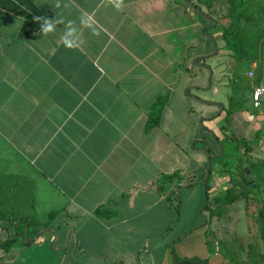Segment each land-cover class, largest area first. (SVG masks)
I'll return each mask as SVG.
<instances>
[{
  "label": "crops",
  "instance_id": "crops-1",
  "mask_svg": "<svg viewBox=\"0 0 264 264\" xmlns=\"http://www.w3.org/2000/svg\"><path fill=\"white\" fill-rule=\"evenodd\" d=\"M37 17L63 23L44 35ZM68 21L75 48L61 43ZM229 23L226 0H0V212L37 211L39 226L54 213L30 243L0 249V264H235L206 233L212 225L216 235L214 221H247L246 204L262 221L264 196L229 202L230 175L212 162L221 141L237 139L264 190V94L258 107L251 100L264 61L234 58L222 38ZM241 62L257 76L244 99L207 93L209 73L233 89ZM172 172L180 177L162 190L152 185ZM177 194L194 205L185 221L198 222L172 236L162 260L153 234L171 229ZM15 233L0 219V241ZM172 250L192 260L178 263Z\"/></svg>",
  "mask_w": 264,
  "mask_h": 264
},
{
  "label": "rangeland",
  "instance_id": "rangeland-1",
  "mask_svg": "<svg viewBox=\"0 0 264 264\" xmlns=\"http://www.w3.org/2000/svg\"><path fill=\"white\" fill-rule=\"evenodd\" d=\"M253 9V8H252ZM248 63L247 62H241L239 67L237 68L235 79H234V88L231 89L230 87H227L228 85H225L221 82H217L215 78L211 80V74L208 75V82H207V89L210 95H217L218 98H221L222 100L227 99L228 95L232 94V91L234 90L235 97H244L247 95L250 85L254 84V82L257 80L256 73L254 74V78L248 77L243 72L247 69ZM256 78V79H255ZM222 82L228 81V77H224L221 79ZM264 82V81H263ZM261 137L264 139V131L261 133ZM237 139L232 140H223L221 141V147L222 153L224 150V155L222 156V159L217 162H212V169L214 170L217 168L218 165H221V162L225 159L228 160L226 168H228L233 163V158L235 156H241L242 153L240 151V147L238 144ZM199 144V143H197ZM221 152V151H220ZM208 164V163H207ZM202 182V180L200 181ZM255 183V182H254ZM250 187V186H249ZM255 200H261L260 197L264 196V190L263 187L260 185L256 187H250ZM209 190V203L213 204L214 201V193L213 189ZM177 204L173 206V210L175 211L174 220L172 221L170 228L172 229V232H170L171 229H169L166 233L160 234L161 238L159 241H156V234H153V240H152V251L151 255H153L154 252H160V255L162 254V260L165 257V252L169 251V249L172 248L171 242H172V236L182 235L185 232L189 231L191 226H196L198 221H192L193 216L191 215V221H185L187 215L191 213L192 208L194 205L186 206L185 198L182 196L177 197ZM181 199V203L179 205V202ZM179 200V201H178ZM246 200V199H245ZM195 202V201H194ZM240 204L243 205L244 201H240ZM249 204H246V211L248 212L247 217H243L247 221H214V229L216 231V235L214 234L212 225H210L206 235L208 237V247L210 250H219L220 253L230 259H232V262L235 264H257L260 261H264V241L262 240L259 232L260 227V221H254L253 217L251 216L253 207H249ZM241 208V207H239ZM220 211V210H219ZM250 214V215H249ZM41 213L39 214L37 211L32 212V217H29L30 223L32 222H43L42 217H40ZM178 220V221H177ZM202 223H205V221H202ZM209 223V222H208ZM218 225V227H217ZM34 225H30L29 229L32 230ZM209 226V224H208ZM39 232V231H38ZM38 232L34 235V238L38 234ZM170 232V233H169ZM220 235V239L217 240L216 236ZM30 236V235H29ZM27 239L24 238L23 242H25ZM166 243V245H164ZM154 246H158L157 248ZM149 249V243L146 244L145 252ZM154 259L155 256H154Z\"/></svg>",
  "mask_w": 264,
  "mask_h": 264
},
{
  "label": "trees",
  "instance_id": "trees-1",
  "mask_svg": "<svg viewBox=\"0 0 264 264\" xmlns=\"http://www.w3.org/2000/svg\"><path fill=\"white\" fill-rule=\"evenodd\" d=\"M228 4V16L230 18V23L228 26L223 28L222 38L226 44V47L230 49L233 56L237 60L256 59L261 63L264 61V49L262 48L264 44V0H226ZM253 8V9H252ZM264 63L262 64V67ZM164 98L158 97L154 106L148 116L146 122V130H149L155 126L158 122L160 112L163 108ZM227 141L232 140L231 136L226 137ZM239 142V141H238ZM243 146L248 149L251 147L245 142L241 141ZM247 149V150H248ZM223 153L219 155L218 160L222 159ZM228 160L225 159L221 162L222 171H227L230 175L232 181V187L226 193V199L231 202L233 200L247 196L252 190L249 187L245 179V167L251 170L253 163L248 162L243 156H235L233 158V164L226 168ZM174 177H180L178 172L162 174L158 180L152 183L153 186L162 190L164 185L173 180ZM190 182L189 184H191ZM205 188L208 189L207 181L204 183ZM183 186L179 185L178 188L181 189ZM179 194H177V197ZM178 199V198H177ZM100 213V209H98ZM260 215L262 216V221H260V236L264 241V200L263 207L260 210ZM54 217V213H50L47 220L48 222L42 223L41 226L37 222L30 223L29 219L20 216H10L6 213L0 212V219L15 222L16 233L0 241V249L7 251L10 244L17 238H26L27 243H30L34 239V235L40 231L42 228L47 227L48 223ZM34 225L30 231L29 226ZM40 224V223H39ZM30 235V236H29ZM174 259L178 263L185 262V260L190 261L192 259H180L177 257L174 250H172Z\"/></svg>",
  "mask_w": 264,
  "mask_h": 264
},
{
  "label": "clouds",
  "instance_id": "clouds-1",
  "mask_svg": "<svg viewBox=\"0 0 264 264\" xmlns=\"http://www.w3.org/2000/svg\"><path fill=\"white\" fill-rule=\"evenodd\" d=\"M36 19L43 20V22L40 24L39 31L41 34H44V35H47L48 33L55 31L56 25L58 23H63L62 19L55 20V19L46 18V17H43V18L37 17ZM80 22L82 25L90 27L89 21L86 18V16H82ZM93 34L94 35L98 34L95 31V29H93ZM60 39H61V43L67 48L78 47L79 45L78 28L75 26L74 21H68V23L65 25L64 32Z\"/></svg>",
  "mask_w": 264,
  "mask_h": 264
},
{
  "label": "built area",
  "instance_id": "built-area-1",
  "mask_svg": "<svg viewBox=\"0 0 264 264\" xmlns=\"http://www.w3.org/2000/svg\"><path fill=\"white\" fill-rule=\"evenodd\" d=\"M248 75H252V71L248 72ZM264 94V86L258 85L252 89L251 100L254 107L260 106L261 96ZM257 264H264V261L258 262Z\"/></svg>",
  "mask_w": 264,
  "mask_h": 264
},
{
  "label": "water",
  "instance_id": "water-1",
  "mask_svg": "<svg viewBox=\"0 0 264 264\" xmlns=\"http://www.w3.org/2000/svg\"><path fill=\"white\" fill-rule=\"evenodd\" d=\"M221 154H222V148H221ZM207 178H208L207 176H204V181H206ZM245 179H246V181L250 187H255V183H254L252 174H251L250 169L248 167H245Z\"/></svg>",
  "mask_w": 264,
  "mask_h": 264
}]
</instances>
